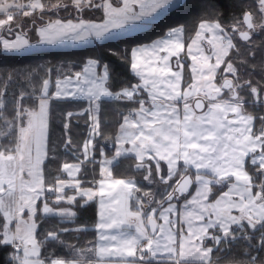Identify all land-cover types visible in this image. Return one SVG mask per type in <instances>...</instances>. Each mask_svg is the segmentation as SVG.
I'll return each mask as SVG.
<instances>
[{
  "label": "snow or ice",
  "instance_id": "1",
  "mask_svg": "<svg viewBox=\"0 0 264 264\" xmlns=\"http://www.w3.org/2000/svg\"><path fill=\"white\" fill-rule=\"evenodd\" d=\"M64 48L0 66V264H264V0H0Z\"/></svg>",
  "mask_w": 264,
  "mask_h": 264
},
{
  "label": "trees",
  "instance_id": "2",
  "mask_svg": "<svg viewBox=\"0 0 264 264\" xmlns=\"http://www.w3.org/2000/svg\"><path fill=\"white\" fill-rule=\"evenodd\" d=\"M177 23H184V14L180 13L178 15H169L168 17L164 18L162 17L160 21H157L155 25L147 29L143 32L134 34L135 42L137 43H144L148 42L150 39L157 37L158 35L162 34L163 30L165 29L166 25H175ZM33 39L35 37L33 36ZM84 49H73V50H43V51H36L33 53L28 54H20L16 57H10V58H0V66L3 65H12L15 64L17 66L22 64H28V63H35L37 61L43 62L45 60H57V59H64L65 56H67L70 59H76V56L74 54H82L84 53ZM113 61V63L117 64V70L122 71V69L119 67V62L115 60V57H109ZM57 133L59 132V127L57 125L56 127ZM79 131L83 134L84 128L83 125H81V128ZM91 212V210H90ZM94 219V216H90L89 220ZM91 234H89L90 236Z\"/></svg>",
  "mask_w": 264,
  "mask_h": 264
},
{
  "label": "crops",
  "instance_id": "3",
  "mask_svg": "<svg viewBox=\"0 0 264 264\" xmlns=\"http://www.w3.org/2000/svg\"><path fill=\"white\" fill-rule=\"evenodd\" d=\"M43 50H73V49H68V48H64V49H40V50H37V51H43Z\"/></svg>",
  "mask_w": 264,
  "mask_h": 264
}]
</instances>
